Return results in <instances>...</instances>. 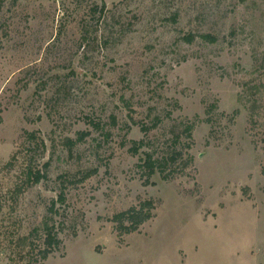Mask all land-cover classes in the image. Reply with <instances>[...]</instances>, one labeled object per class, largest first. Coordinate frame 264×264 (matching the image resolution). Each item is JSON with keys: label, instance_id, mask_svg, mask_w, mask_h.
<instances>
[{"label": "rangeland", "instance_id": "374dc122", "mask_svg": "<svg viewBox=\"0 0 264 264\" xmlns=\"http://www.w3.org/2000/svg\"><path fill=\"white\" fill-rule=\"evenodd\" d=\"M62 191L44 264H264V0H0V264Z\"/></svg>", "mask_w": 264, "mask_h": 264}, {"label": "trees", "instance_id": "16d2710c", "mask_svg": "<svg viewBox=\"0 0 264 264\" xmlns=\"http://www.w3.org/2000/svg\"><path fill=\"white\" fill-rule=\"evenodd\" d=\"M203 41L208 43H216L217 38L210 34H201L198 36ZM196 38L195 34H185L181 39L191 44ZM95 127L96 124H92ZM26 140L34 143L37 140L35 133H27ZM87 134L84 132L78 133L76 141L66 140L70 149L78 142H81ZM43 146V142L40 143ZM142 148V143L132 142L130 152L137 154ZM47 167V165H45ZM142 167L147 171L148 176H152L157 169V164L151 157H147ZM27 185L39 183L45 176L39 172L34 174L30 167H27ZM90 175H85L82 179L89 178ZM23 191L22 188L17 187L14 190V201H17L18 196ZM66 200L65 193L62 191L58 194L57 200H52L47 213L41 225L33 228L28 235L18 237L15 241V247L12 250L11 260L18 262L16 264H44L48 258L61 248V241L58 238L55 223L52 215L56 214L57 203L63 204ZM155 203L152 200H145L139 202L137 205L130 207L129 209L115 214L110 222L114 226V230L119 236L129 235L135 233L146 222L150 221L154 217Z\"/></svg>", "mask_w": 264, "mask_h": 264}]
</instances>
